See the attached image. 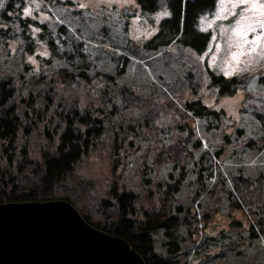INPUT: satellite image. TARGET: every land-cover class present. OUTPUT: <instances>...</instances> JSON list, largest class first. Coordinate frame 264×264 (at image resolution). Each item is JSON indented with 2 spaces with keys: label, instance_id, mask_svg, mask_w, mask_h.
Masks as SVG:
<instances>
[{
  "label": "rangeland",
  "instance_id": "374dc122",
  "mask_svg": "<svg viewBox=\"0 0 264 264\" xmlns=\"http://www.w3.org/2000/svg\"><path fill=\"white\" fill-rule=\"evenodd\" d=\"M12 1L13 12L6 9L9 0L0 7V15L6 10V17L0 16V79H10L21 95L69 91L83 106L89 87L77 77L79 72L110 75L116 83L143 93L156 87L158 114L153 127L140 128L141 136L127 147L115 175L133 192H140V177L151 179L148 187L162 179L179 180L174 198L186 208L202 171L207 192L189 205L196 231L181 242V253L171 258L175 264H264V235L251 239L252 220L245 203L238 209L226 200L227 191H234L233 176L255 180L264 174V48L258 44L249 51V44L238 46L233 29L241 9H233L230 0H217L212 13L200 15L196 29L209 33L211 40L197 56L186 47L177 49L180 42L164 44L169 32L160 25L166 16L162 6L147 12L135 0ZM25 8L30 14H25ZM253 35L249 32L244 39L250 41ZM153 36L151 45L145 46ZM166 53L173 60L169 65ZM193 59L203 71L196 93L183 78ZM206 68L225 78L245 76L247 85L232 96H218L216 88L207 87ZM20 77L29 80L28 86ZM78 81L77 88L69 85ZM94 87L96 83L90 87L92 93ZM195 101L218 116H193L185 105ZM119 110L129 120L142 113L120 104ZM188 129L192 134L183 140ZM247 141L255 142L252 148L245 146ZM171 147H183L178 153L188 154L180 168L165 163L175 153ZM85 171L99 187L111 182V161L104 145L93 153ZM174 234L180 241L187 230ZM152 238L154 250L166 254L163 232H153Z\"/></svg>",
  "mask_w": 264,
  "mask_h": 264
},
{
  "label": "trees",
  "instance_id": "16d2710c",
  "mask_svg": "<svg viewBox=\"0 0 264 264\" xmlns=\"http://www.w3.org/2000/svg\"><path fill=\"white\" fill-rule=\"evenodd\" d=\"M216 2L135 0L138 7L147 12H156L164 7L166 16L160 25L169 32L164 44L170 47L180 42L177 49L186 47L197 56L203 54L211 40L209 33L197 31V21L200 15L212 13ZM6 9L13 12L12 0ZM5 11L0 16L6 17ZM153 39L154 36L145 46L151 45ZM164 56L166 65H169L173 60L167 53ZM189 68L183 78L196 93L201 85L199 74H203L202 67L193 59ZM205 72L207 87L216 88L218 96H232L247 85L245 76L225 78L207 68ZM99 76H87L84 72L77 74L89 87L83 106L69 95V91L55 94L49 90L42 95L31 92L21 95L10 79H0V204L67 201L91 226L126 240L144 264H175L171 258L181 253V244L196 231V220L189 211V205L192 206L201 193L207 192L203 188L202 171L197 174L194 195L186 208L176 204L174 198L179 180L162 179L148 187L151 179L140 177V192L128 190L115 171L121 168L127 147L134 145L133 140L141 136L140 128L153 127L158 114L156 87L149 93H143L116 83L113 76ZM69 78L73 80V76ZM20 81L24 87L28 86L26 81L29 80L20 77ZM94 82L98 87L96 90L94 87L95 92L92 93L93 88L90 87ZM72 84L77 88L81 83H69L70 86ZM118 103L123 108L137 109L142 113L129 120L120 114ZM185 109L195 117L218 116L217 112L208 110L199 101L186 104ZM191 134L192 130L188 129L183 140ZM254 144V141H247L245 146L252 148ZM101 145L108 152L113 172V179L103 187L95 184L85 171L88 160ZM171 149H175V153L170 160L166 157L165 163L170 161L182 167L179 163L187 157V152L178 153L177 150L181 151L183 147ZM232 181L234 191H227L226 200L232 208L238 209L245 203L253 221L249 229L251 239L264 235V174L255 180L237 175L232 177ZM236 195L240 197L239 201L233 199ZM181 228L187 230V236L178 241L174 232ZM159 230L164 235L163 244L167 250L164 255L152 246V233Z\"/></svg>",
  "mask_w": 264,
  "mask_h": 264
},
{
  "label": "water",
  "instance_id": "95a60500",
  "mask_svg": "<svg viewBox=\"0 0 264 264\" xmlns=\"http://www.w3.org/2000/svg\"><path fill=\"white\" fill-rule=\"evenodd\" d=\"M0 264H144L121 237L87 223L67 201L0 204Z\"/></svg>",
  "mask_w": 264,
  "mask_h": 264
},
{
  "label": "snow or ice",
  "instance_id": "6c2138e0",
  "mask_svg": "<svg viewBox=\"0 0 264 264\" xmlns=\"http://www.w3.org/2000/svg\"><path fill=\"white\" fill-rule=\"evenodd\" d=\"M230 2L233 9H241L240 17L233 29L235 36L239 38L238 46L249 44L251 46L249 51H252L258 44L264 48V0H230ZM2 6L3 0H0V7ZM24 11L26 15L30 14L27 8ZM241 21H246V23L241 24ZM249 32L254 34L250 41L244 39Z\"/></svg>",
  "mask_w": 264,
  "mask_h": 264
},
{
  "label": "built area",
  "instance_id": "2783aa9c",
  "mask_svg": "<svg viewBox=\"0 0 264 264\" xmlns=\"http://www.w3.org/2000/svg\"><path fill=\"white\" fill-rule=\"evenodd\" d=\"M212 180L214 179V178H211ZM213 182V181H212Z\"/></svg>",
  "mask_w": 264,
  "mask_h": 264
}]
</instances>
